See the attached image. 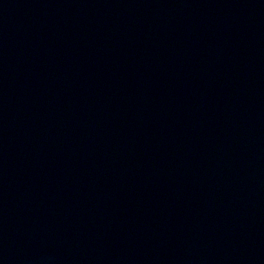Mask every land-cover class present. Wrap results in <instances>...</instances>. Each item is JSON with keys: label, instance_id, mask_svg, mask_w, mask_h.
Wrapping results in <instances>:
<instances>
[{"label": "water", "instance_id": "1", "mask_svg": "<svg viewBox=\"0 0 264 264\" xmlns=\"http://www.w3.org/2000/svg\"><path fill=\"white\" fill-rule=\"evenodd\" d=\"M0 264H264V0H0Z\"/></svg>", "mask_w": 264, "mask_h": 264}]
</instances>
